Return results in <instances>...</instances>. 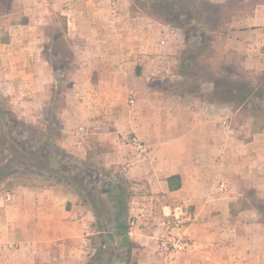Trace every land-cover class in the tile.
I'll return each mask as SVG.
<instances>
[{"label": "crops", "instance_id": "1", "mask_svg": "<svg viewBox=\"0 0 264 264\" xmlns=\"http://www.w3.org/2000/svg\"><path fill=\"white\" fill-rule=\"evenodd\" d=\"M13 4L24 19L9 26L0 42V89L16 114L32 104L33 92L44 98L50 69L42 46L30 43L42 42L41 27L53 24V42L71 57L70 65L56 70L68 84L57 145L85 169L119 173L128 181L133 264H264L261 216L243 206L250 205L249 191L264 199V129L231 130L238 110L229 115L228 104L174 90L170 80L180 74L172 69L185 46L180 30L144 14L134 0ZM53 55L64 57L54 45ZM127 135L143 142L148 159L122 144ZM175 175L180 188L169 191L167 178ZM23 178L30 183L0 188V264H81L83 244L95 250L98 234L89 202L68 185L32 174ZM177 204L192 216L191 248L167 261L155 239L158 222Z\"/></svg>", "mask_w": 264, "mask_h": 264}, {"label": "rangeland", "instance_id": "2", "mask_svg": "<svg viewBox=\"0 0 264 264\" xmlns=\"http://www.w3.org/2000/svg\"><path fill=\"white\" fill-rule=\"evenodd\" d=\"M13 3L14 0L0 1L1 43L7 39L8 29L22 23L24 19L22 11ZM134 4L144 14L180 30V35L185 37V46L179 51L176 67L172 69L180 74V79L170 80L176 92L189 94L190 99L199 97L206 103L214 100L228 104L229 115L231 110H238L236 121L230 120L231 123H228L231 130H244L243 127L250 131L264 129V0H134ZM41 30L47 39L43 36L42 42L31 41L30 46H42L43 59L50 69V74H46L44 80L51 88L44 89L42 100L39 91L33 92L32 104H23L21 114L13 111L15 106L10 96H4L1 89L0 94L6 99L3 105L18 118L23 120L26 115L29 117L27 122L35 125L50 123L52 127L58 128L59 110L68 84L67 75L57 74L56 70H59L57 66L60 64L70 65L71 57L63 44L53 42V24L42 26ZM246 35L249 36L244 41ZM241 40L245 44L239 43ZM53 45L64 57H54ZM243 53H248L250 59L243 60ZM187 59L189 65L184 66ZM53 70L56 90H53ZM207 89L215 90L216 93L207 92ZM222 91L226 92L225 96L220 95ZM100 174L105 176L107 173L100 171ZM25 179H6L0 183V188L2 185L8 187L17 183H30ZM102 179L97 175L95 183L98 193L105 200L107 186ZM247 196L245 198L250 205L253 201H264L255 191L247 192ZM92 230L96 231L95 228ZM95 239L93 251L88 243L83 244L85 258L81 264L102 263L93 257L99 245ZM114 251L118 252L117 249Z\"/></svg>", "mask_w": 264, "mask_h": 264}, {"label": "trees", "instance_id": "3", "mask_svg": "<svg viewBox=\"0 0 264 264\" xmlns=\"http://www.w3.org/2000/svg\"><path fill=\"white\" fill-rule=\"evenodd\" d=\"M188 62L187 59L184 66H188ZM215 93L213 90L212 94ZM220 95L225 96L226 92L222 91ZM3 101L6 99L0 96V183L9 178L32 174L54 183L68 185L83 198L82 202H89L93 209L94 226L98 233L96 238L99 242L93 257L102 261L99 264H133L132 244L128 236L131 198L128 181L119 174L108 173L102 176L85 169L80 161L57 145L61 138L58 123V128H55L50 123L35 125L19 120L3 105ZM97 175L103 178L102 182L107 186L105 200L97 191ZM167 184L169 191L179 189V176L167 178ZM255 202L251 205L245 203L243 206L255 208L264 225V201Z\"/></svg>", "mask_w": 264, "mask_h": 264}, {"label": "built area", "instance_id": "4", "mask_svg": "<svg viewBox=\"0 0 264 264\" xmlns=\"http://www.w3.org/2000/svg\"><path fill=\"white\" fill-rule=\"evenodd\" d=\"M132 104V99H130ZM124 146L136 152L142 159H148L149 151L136 135H127L121 139ZM192 221L188 207L174 205L170 213L158 222L160 228L156 236L158 253L164 260H171L177 253L186 252L191 248V242L187 233V227ZM130 219L129 226H132Z\"/></svg>", "mask_w": 264, "mask_h": 264}]
</instances>
